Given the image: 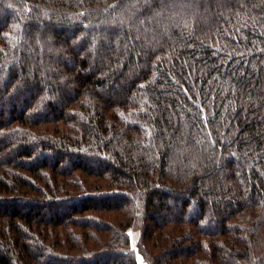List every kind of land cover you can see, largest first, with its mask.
Masks as SVG:
<instances>
[{
    "label": "trees",
    "instance_id": "trees-1",
    "mask_svg": "<svg viewBox=\"0 0 264 264\" xmlns=\"http://www.w3.org/2000/svg\"><path fill=\"white\" fill-rule=\"evenodd\" d=\"M139 257L264 264V0H0V264Z\"/></svg>",
    "mask_w": 264,
    "mask_h": 264
},
{
    "label": "rangeland",
    "instance_id": "rangeland-1",
    "mask_svg": "<svg viewBox=\"0 0 264 264\" xmlns=\"http://www.w3.org/2000/svg\"><path fill=\"white\" fill-rule=\"evenodd\" d=\"M139 228H130V234L132 237V241H133V247H136V241L139 235ZM139 262L140 264H147L142 257H139Z\"/></svg>",
    "mask_w": 264,
    "mask_h": 264
},
{
    "label": "snow or ice",
    "instance_id": "snow-or-ice-1",
    "mask_svg": "<svg viewBox=\"0 0 264 264\" xmlns=\"http://www.w3.org/2000/svg\"><path fill=\"white\" fill-rule=\"evenodd\" d=\"M129 235H131V234H129Z\"/></svg>",
    "mask_w": 264,
    "mask_h": 264
}]
</instances>
